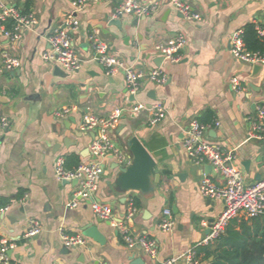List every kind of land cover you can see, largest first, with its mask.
<instances>
[{
    "label": "crops",
    "instance_id": "obj_1",
    "mask_svg": "<svg viewBox=\"0 0 264 264\" xmlns=\"http://www.w3.org/2000/svg\"><path fill=\"white\" fill-rule=\"evenodd\" d=\"M74 0H3L20 11L32 12L37 23L13 40L0 30V51L20 59V66L0 72V116L10 125L0 129V237L16 241L11 255L19 264H160L171 256H182L200 242L208 228L202 221L215 219L223 210L220 199L204 196L200 181L209 176L220 183L222 176L211 163H195L183 146L186 129L192 120L207 128V140L233 156L246 183L264 177V140L250 137V120L257 106L264 105V65L236 59L230 52V35L249 24L264 26V0H187L202 14L190 21L176 10L171 0H160L159 8L140 18L133 14L114 17L117 0H96L77 12L79 28L73 33L74 47L83 59L78 71L68 72L43 53L50 45L48 36L61 27L73 12ZM142 3L151 0H138ZM119 19L122 31L112 22ZM96 32L111 53L144 72L162 67L166 83L143 80L136 101L150 106L161 102L165 116L151 124V110L125 111L111 132L113 140L133 161L128 139L137 136L156 161L158 174L150 176L148 192L119 188L121 165L108 155L99 180L98 199L109 204L114 222L96 217L90 204L81 201L69 206L78 184L62 181L55 173V160L64 156L68 169L94 159L90 144L95 132L81 129L82 117L91 112L109 117L117 108H129L132 101L123 72L108 73L94 59L89 34ZM187 39L177 63L163 61L157 44H167L176 36ZM149 56L143 59V56ZM1 65V59H0ZM241 85L236 90L232 80ZM76 104L78 111L57 117L63 106ZM218 122V123H217ZM130 163V164H131ZM134 200L138 212L128 219L135 235L157 240V258L142 249L128 248L115 225L126 216ZM7 208V209H6ZM170 209L175 221L170 230L159 224ZM31 220H38L41 232L26 239ZM93 225L103 236L99 242L88 237L87 246L68 247L64 233L84 234ZM85 235V234H84ZM222 242L264 245V215L249 218L244 213L230 220L222 236L209 245L218 249ZM236 243V244H237ZM209 264L214 255L205 258ZM178 264H187L181 260Z\"/></svg>",
    "mask_w": 264,
    "mask_h": 264
},
{
    "label": "built area",
    "instance_id": "obj_2",
    "mask_svg": "<svg viewBox=\"0 0 264 264\" xmlns=\"http://www.w3.org/2000/svg\"><path fill=\"white\" fill-rule=\"evenodd\" d=\"M93 1L96 0L73 1V12L67 15L61 27L48 36L50 48L43 53L44 60L55 62L68 72H75L81 68L83 59L74 47L73 33L79 28L77 12L83 10ZM117 1L113 13L115 18H120L124 14H133L137 17L146 16L155 12L161 3L160 0H151L146 3L138 0ZM171 2L186 20L198 21L202 19V14L195 10L187 0H171ZM10 19L14 21L12 28L7 27V22ZM36 23V17L32 12L23 13L18 8L0 0V30L9 38L13 40L21 38L23 32L32 28ZM256 32L260 38L264 39V26H256ZM244 35L245 30L243 28L230 35L231 54L236 59L251 64L264 65V51L248 49ZM89 41L94 48V59L98 64L110 74L123 72L127 91L130 96L135 97V102L129 108H117L109 117H100L91 112L85 113L82 117L81 129L86 132H95L89 150L96 159L84 161L76 169H68L65 165L64 156L58 155L55 160V173L58 179L62 181L75 179L79 181L69 206L76 207L81 201H87L96 217L104 221L114 222L113 208L109 204L99 201L97 196L99 180L104 172L103 160L110 154L115 156L121 166L130 165L131 160L113 140L111 132L117 127L125 111L138 113L148 107L152 112L151 124L158 123L166 114L164 105L161 102H154L147 106L143 102L136 101V96L141 90L144 79L166 83L168 77L162 67H157L147 73L127 64L111 53L109 44L96 32L89 34ZM186 44L187 39L178 35L167 44H157L155 50L165 61L177 63L182 59L181 50ZM0 59V72L14 71L20 66V59L7 52L0 51ZM232 84L236 90L241 88L235 79L232 80ZM79 109L80 107L76 104L63 106L56 111L55 115L66 117ZM9 125V118L0 116V129H6ZM205 127L200 121L192 120L186 129L182 143L187 154L195 163L201 164L208 161L214 170L222 176L220 183H216L209 176H205L200 181L199 190L208 198L223 201L224 208L213 222L202 221L203 226L208 228L209 232L200 242L189 248L182 256H171L161 261L160 264H178L181 260H185L187 264H202L197 257V248L212 244L219 239L232 218L237 217L240 213H244L249 218L264 215V177L254 183H246L241 170L232 163V154L224 152L220 146L207 140V128ZM249 135L253 139L264 140V105L257 106V112L250 120ZM138 210L135 201L130 200L126 216L120 222H116L115 225L128 248L142 249L146 255L157 258L159 252L157 240L145 235H135L129 228L127 220L133 218ZM174 224L172 211L166 209L159 224L160 228L170 230ZM41 229L38 220H31L24 237L26 239L32 238L38 235ZM62 237L68 247L87 246L89 244L88 237L81 232L64 233ZM16 244L14 240L0 237V264H19L14 261L11 255V250L16 247Z\"/></svg>",
    "mask_w": 264,
    "mask_h": 264
},
{
    "label": "water",
    "instance_id": "obj_3",
    "mask_svg": "<svg viewBox=\"0 0 264 264\" xmlns=\"http://www.w3.org/2000/svg\"><path fill=\"white\" fill-rule=\"evenodd\" d=\"M112 23L116 24L122 31L124 30V26L122 25L119 19H114ZM148 58L149 56L147 55L143 56V59H148ZM163 61L164 58L161 56L154 59V63L157 66H161ZM151 70H153V67L151 68ZM15 72L16 71L14 70L11 73H15ZM134 99L135 97L131 96V100L133 101ZM128 144L130 151L133 155V161L128 166L120 167V174L117 178V183L119 185V188L124 191L140 190L143 192H148L151 188L150 176L151 175L155 176L156 174H158V171L156 169V161L137 136L130 137L128 139ZM72 181L75 184L79 183V181L76 179ZM213 221L214 219L211 220V222ZM83 231L86 236L93 238L96 241L101 242L104 239L101 233L98 231V228L96 226H93L92 224L87 225L85 228H83ZM208 232L209 229L207 230V233Z\"/></svg>",
    "mask_w": 264,
    "mask_h": 264
},
{
    "label": "trees",
    "instance_id": "obj_4",
    "mask_svg": "<svg viewBox=\"0 0 264 264\" xmlns=\"http://www.w3.org/2000/svg\"><path fill=\"white\" fill-rule=\"evenodd\" d=\"M27 12L29 11L23 13ZM13 23V20H8L7 27L12 28ZM244 38L248 49L264 51V39L258 36L252 24L246 27ZM236 243H230L234 246L233 252L226 247L225 242H222L219 248L214 250L207 246H200L197 248V257L199 258L200 252L205 254L206 259L214 255L215 259L209 264H264V245L259 248V245L250 247L247 243Z\"/></svg>",
    "mask_w": 264,
    "mask_h": 264
}]
</instances>
